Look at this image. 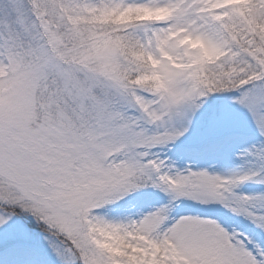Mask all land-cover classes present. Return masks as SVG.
Listing matches in <instances>:
<instances>
[{
	"label": "snow or ice",
	"instance_id": "6c2138e0",
	"mask_svg": "<svg viewBox=\"0 0 264 264\" xmlns=\"http://www.w3.org/2000/svg\"><path fill=\"white\" fill-rule=\"evenodd\" d=\"M201 113L255 166H178ZM0 264H264V0H0Z\"/></svg>",
	"mask_w": 264,
	"mask_h": 264
},
{
	"label": "rangeland",
	"instance_id": "374dc122",
	"mask_svg": "<svg viewBox=\"0 0 264 264\" xmlns=\"http://www.w3.org/2000/svg\"><path fill=\"white\" fill-rule=\"evenodd\" d=\"M217 106L229 109L234 108L229 96L224 94L219 99H214L209 105V108L205 109V113L210 108H215ZM203 118L204 113L197 115L192 131L181 138L176 146L168 152V155L176 160L178 166L183 167L190 163L194 169L206 168L211 172L219 174L243 172L255 166V162L252 161L250 157L244 158L241 156L243 150L257 139L250 125L241 126L231 138L217 143L200 135L199 130ZM259 190H261L260 186L251 182L242 185L239 189V191L245 193H254ZM162 200L161 194L148 190L138 196L135 203L137 208L147 210L153 205H158ZM181 207L187 208L185 213L193 212L195 209L208 211L192 205L191 202L181 205L177 210ZM211 211H214L216 214L221 213L224 217L232 221V223L236 222V225H232L238 229L248 227V222L244 217L234 216L227 209L219 205L212 206ZM25 218L34 226L38 227L31 218ZM38 234L39 233H37V235Z\"/></svg>",
	"mask_w": 264,
	"mask_h": 264
},
{
	"label": "bare ground",
	"instance_id": "6f19581e",
	"mask_svg": "<svg viewBox=\"0 0 264 264\" xmlns=\"http://www.w3.org/2000/svg\"><path fill=\"white\" fill-rule=\"evenodd\" d=\"M186 210H187V208L181 207V208H179V209L177 210V212H178V213H185ZM213 215L218 216V217H221V218H224V219H227V218L224 217L221 213H217V214L214 213ZM227 220L229 221V223H231V224H233V225H236V222H233V223H232V221H230L229 219H227Z\"/></svg>",
	"mask_w": 264,
	"mask_h": 264
},
{
	"label": "trees",
	"instance_id": "16d2710c",
	"mask_svg": "<svg viewBox=\"0 0 264 264\" xmlns=\"http://www.w3.org/2000/svg\"><path fill=\"white\" fill-rule=\"evenodd\" d=\"M24 219L27 220L26 218H24ZM27 222H28L29 228H31L32 230L39 231V228L34 226L29 220H27Z\"/></svg>",
	"mask_w": 264,
	"mask_h": 264
}]
</instances>
